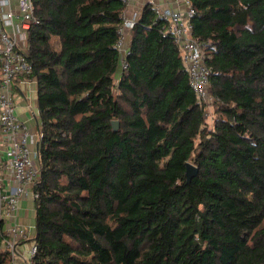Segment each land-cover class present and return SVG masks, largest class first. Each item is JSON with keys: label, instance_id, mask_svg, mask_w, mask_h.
I'll return each mask as SVG.
<instances>
[{"label": "trees", "instance_id": "16d2710c", "mask_svg": "<svg viewBox=\"0 0 264 264\" xmlns=\"http://www.w3.org/2000/svg\"><path fill=\"white\" fill-rule=\"evenodd\" d=\"M189 2L212 126L152 3L115 84L122 1L33 0L19 76L41 134L32 264H264V0Z\"/></svg>", "mask_w": 264, "mask_h": 264}, {"label": "built area", "instance_id": "2783aa9c", "mask_svg": "<svg viewBox=\"0 0 264 264\" xmlns=\"http://www.w3.org/2000/svg\"><path fill=\"white\" fill-rule=\"evenodd\" d=\"M125 9L121 13V25L115 48L119 53V73L114 76L115 84L121 71L127 67L130 52V29L136 18L126 16L125 10L131 0H121ZM175 7L152 4L157 17L166 20L174 38L181 61L189 76L190 87L196 99L204 107L212 106L216 100L210 85V69L202 58L203 45L192 36V17L195 10L189 0H181ZM38 20L34 15L33 0H0V220L4 222L3 248L11 255V264H32L36 253L34 234L16 220L19 202L36 193L32 185L40 177L38 146L41 134L33 131L17 115L15 105V80L32 71L27 59L28 31ZM26 80V79H24ZM204 110V116L207 117ZM1 170L5 172L3 175ZM9 221L5 227V222ZM20 239L30 240L24 254L18 251Z\"/></svg>", "mask_w": 264, "mask_h": 264}, {"label": "crops", "instance_id": "0c3cea01", "mask_svg": "<svg viewBox=\"0 0 264 264\" xmlns=\"http://www.w3.org/2000/svg\"><path fill=\"white\" fill-rule=\"evenodd\" d=\"M150 2L152 4H160L163 7H175L179 4L181 0H131L130 4L127 6L125 13L126 16L131 18H137L140 14L142 6ZM14 84L15 88V105L17 115L29 126L33 131H37V123H39L38 109L36 104V83L35 80H24L18 77ZM0 139L2 137L0 136ZM1 142V141H0ZM4 175L5 172L1 170ZM34 199L27 195L22 198L19 202L16 220L29 228L30 234L35 233L34 228ZM10 222L7 220L5 222V227L8 226ZM30 244V240L20 239L18 241V251L24 254Z\"/></svg>", "mask_w": 264, "mask_h": 264}, {"label": "water", "instance_id": "95a60500", "mask_svg": "<svg viewBox=\"0 0 264 264\" xmlns=\"http://www.w3.org/2000/svg\"><path fill=\"white\" fill-rule=\"evenodd\" d=\"M112 124H113L114 129H116L118 125L117 120H113ZM197 170H198L197 166L193 165L190 162H187L186 171H185V176H186L187 181H189L192 178V176H194L197 173Z\"/></svg>", "mask_w": 264, "mask_h": 264}, {"label": "rangeland", "instance_id": "374dc122", "mask_svg": "<svg viewBox=\"0 0 264 264\" xmlns=\"http://www.w3.org/2000/svg\"><path fill=\"white\" fill-rule=\"evenodd\" d=\"M215 106L214 105H209L207 108L205 107V111L207 112V117H206V124L208 126H212L214 117H215ZM28 241V240H26Z\"/></svg>", "mask_w": 264, "mask_h": 264}]
</instances>
